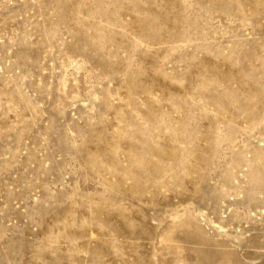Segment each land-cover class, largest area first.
I'll return each instance as SVG.
<instances>
[{
  "label": "rangeland",
  "instance_id": "1",
  "mask_svg": "<svg viewBox=\"0 0 264 264\" xmlns=\"http://www.w3.org/2000/svg\"><path fill=\"white\" fill-rule=\"evenodd\" d=\"M0 264H264V0H0Z\"/></svg>",
  "mask_w": 264,
  "mask_h": 264
}]
</instances>
